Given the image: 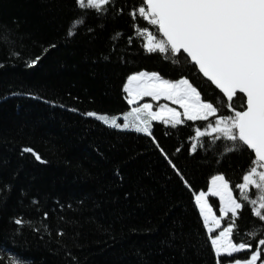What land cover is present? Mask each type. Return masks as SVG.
Wrapping results in <instances>:
<instances>
[{
  "label": "trees",
  "instance_id": "trees-1",
  "mask_svg": "<svg viewBox=\"0 0 264 264\" xmlns=\"http://www.w3.org/2000/svg\"><path fill=\"white\" fill-rule=\"evenodd\" d=\"M120 3L128 5L123 15L97 20L89 13L78 34L68 37L81 15L74 0H0V189L11 186L0 192V264H9L14 254L25 264H214L191 192L152 138L83 115L128 111L123 84L139 71L173 80L186 76L203 97L218 100L219 92L194 70L147 53L128 15L140 0ZM138 23L155 31L142 19ZM89 27L95 31L89 33ZM8 30L13 43L6 44ZM118 31L123 35L111 39ZM13 50L20 58H10ZM36 56L43 59L27 67ZM189 125L171 129L153 122V135L197 192L207 191L210 176L221 173L239 198L235 185L250 166L249 152L222 156L226 142H217L189 155V138L202 124ZM24 147L47 163L22 155ZM209 202L219 215L217 202ZM44 211L50 214L44 221L49 231L41 228ZM17 217L23 225L13 222ZM261 223L246 207L236 242L249 239L246 229L260 233L253 225ZM173 233L180 238L172 240Z\"/></svg>",
  "mask_w": 264,
  "mask_h": 264
},
{
  "label": "snow or ice",
  "instance_id": "snow-or-ice-1",
  "mask_svg": "<svg viewBox=\"0 0 264 264\" xmlns=\"http://www.w3.org/2000/svg\"><path fill=\"white\" fill-rule=\"evenodd\" d=\"M74 4L81 15L70 25L68 37L78 34L79 27L87 23L89 13H94L97 20H105L113 12L117 17L123 15L128 7L120 0H74ZM128 15L136 34L143 37V48L147 53L163 54L177 68L194 70L196 76L203 78L208 87L214 86L222 96L218 94L217 102L213 103L203 97L186 76L173 80L156 71H139L128 75L123 84L124 99L128 105H135L122 113L123 122L116 116L109 117L96 111H87L83 115L112 129L132 130L152 138L154 148L159 150L183 187L191 192L214 264H264V223L253 225L261 229L260 233L246 229L245 235L249 239L236 242L240 233L238 221L246 207L250 206L258 221L264 222V0H140L139 5L129 8ZM140 19L153 26L155 31L147 26L140 27ZM98 26L103 28L105 25ZM94 31L88 28L89 33ZM122 35L118 31L111 39ZM4 43H13L11 30L4 34ZM55 47L54 44L49 46ZM44 51L47 53L49 49ZM20 56L15 50L10 52V58ZM42 59L36 56L26 61V66L34 67ZM144 97L153 101L163 98L182 111L168 104H160L154 111L151 103H139ZM154 121L171 129L190 126L189 122H201L202 126H196L194 135L189 138L192 141L189 155L197 154L201 148L208 151L217 142H226L222 156L249 152L250 166L243 174L242 182L235 185L239 198L234 195L225 174L221 173L210 176L207 191L197 192L172 159L173 154H169L153 135ZM169 134L165 132V135ZM180 151V147L175 150L176 153ZM24 153H31L36 161L47 163L31 147H24L21 154ZM5 189L10 191L11 186L5 185L0 192ZM210 197L218 198L219 215L210 204ZM33 203L39 202L33 200ZM37 211L41 209L37 208ZM49 218V212L44 211L40 222L44 231L50 230V225L44 223ZM13 222L18 226L24 224L20 217ZM29 227L33 225L29 223ZM57 235L63 237V229L58 230ZM179 238L171 234L172 240ZM9 264H25V261L14 254L9 258Z\"/></svg>",
  "mask_w": 264,
  "mask_h": 264
},
{
  "label": "rangeland",
  "instance_id": "rangeland-1",
  "mask_svg": "<svg viewBox=\"0 0 264 264\" xmlns=\"http://www.w3.org/2000/svg\"><path fill=\"white\" fill-rule=\"evenodd\" d=\"M144 99H148L149 100L148 103H151L153 105V110L154 111L158 109V107H159L160 104H168L170 107H176L179 111H182V109H179V107L177 105H173L170 101L164 100L163 98H161L160 101H153L150 97H144L143 100ZM139 103H142V102L139 101ZM133 106H135V105L130 106V109ZM109 117H112V116H109ZM116 117L118 118V121L119 122H123L122 114L121 115H117ZM121 131H132V130H121ZM211 198L215 199V201L218 204V209H219V200H218V198H215V197H211ZM217 234H218V232H217Z\"/></svg>",
  "mask_w": 264,
  "mask_h": 264
},
{
  "label": "water",
  "instance_id": "water-1",
  "mask_svg": "<svg viewBox=\"0 0 264 264\" xmlns=\"http://www.w3.org/2000/svg\"><path fill=\"white\" fill-rule=\"evenodd\" d=\"M210 83V82H209ZM214 87V86H213ZM215 88V87H214ZM217 90V89H216ZM218 92H219V90H217ZM222 95V94H221ZM225 100H226V98H225Z\"/></svg>",
  "mask_w": 264,
  "mask_h": 264
}]
</instances>
